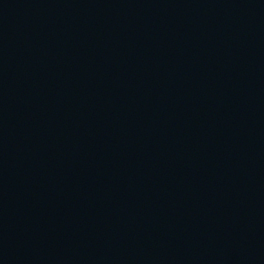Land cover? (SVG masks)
<instances>
[{
	"label": "water",
	"instance_id": "95a60500",
	"mask_svg": "<svg viewBox=\"0 0 264 264\" xmlns=\"http://www.w3.org/2000/svg\"><path fill=\"white\" fill-rule=\"evenodd\" d=\"M0 264H264V0H0Z\"/></svg>",
	"mask_w": 264,
	"mask_h": 264
}]
</instances>
